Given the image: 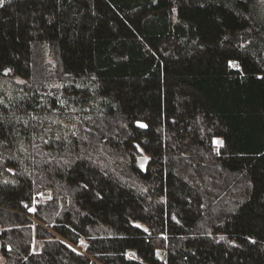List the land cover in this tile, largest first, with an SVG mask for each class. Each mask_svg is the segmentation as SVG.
<instances>
[{"label": "trees", "instance_id": "1", "mask_svg": "<svg viewBox=\"0 0 264 264\" xmlns=\"http://www.w3.org/2000/svg\"><path fill=\"white\" fill-rule=\"evenodd\" d=\"M0 252L264 264L259 0H0Z\"/></svg>", "mask_w": 264, "mask_h": 264}, {"label": "rangeland", "instance_id": "2", "mask_svg": "<svg viewBox=\"0 0 264 264\" xmlns=\"http://www.w3.org/2000/svg\"><path fill=\"white\" fill-rule=\"evenodd\" d=\"M259 2L261 5V12L264 13V0H259ZM48 61L50 62L49 58H48ZM6 88H10V86H7ZM64 123L65 122H61L62 125ZM214 144L216 146H219L221 144V141L219 139H216L214 141ZM148 160H149L148 156L145 155V153L141 149H139L138 150V156H137V164L142 170H144ZM49 198H50V195L48 192H40L38 194L37 198L35 199L34 203L37 205H44L46 203V200H48ZM33 222L36 224L35 221H33ZM74 249L79 251V252H83L84 251V242L81 241L80 244L74 246ZM32 250L33 251L38 250V244L35 240L33 241ZM0 264H5V260H4V257L2 256L1 252H0Z\"/></svg>", "mask_w": 264, "mask_h": 264}]
</instances>
